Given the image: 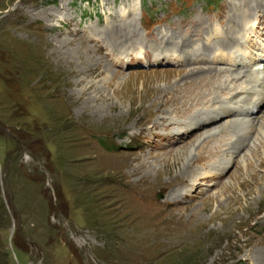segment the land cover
Returning <instances> with one entry per match:
<instances>
[{
  "label": "rangeland",
  "instance_id": "1",
  "mask_svg": "<svg viewBox=\"0 0 264 264\" xmlns=\"http://www.w3.org/2000/svg\"><path fill=\"white\" fill-rule=\"evenodd\" d=\"M233 33L264 50V0H0V264H257L264 122L232 160L240 115L171 133L214 100L246 105L244 78L187 74L235 69L209 44Z\"/></svg>",
  "mask_w": 264,
  "mask_h": 264
},
{
  "label": "bare ground",
  "instance_id": "2",
  "mask_svg": "<svg viewBox=\"0 0 264 264\" xmlns=\"http://www.w3.org/2000/svg\"><path fill=\"white\" fill-rule=\"evenodd\" d=\"M129 25L130 24L128 22L125 23L123 26V29L129 27ZM114 28H116V26L113 27V29ZM116 29L122 30L120 28V26H119V28H116ZM231 32H234V31H231ZM106 34H108V33H106ZM115 35H117V33L111 31V33H110L111 38H109V39H114ZM231 35L232 36L229 37V39H221V40H218L217 43L215 42V44H213V43L212 44L209 43V44L213 46L212 50L216 48L215 50L210 51L212 55H214L215 57L226 58V59L230 58V59L234 60L233 62H234L235 69L231 68V69H224V70L222 69L221 70L220 67L207 65V66H200V68L195 69L194 71H187V74H189V76H197V75L199 76L200 75V77L209 76L210 78H217L218 76L220 77L221 73L229 71V74L227 75V78H226L228 81H233L234 79L239 81V80L244 78V81L242 82V84H244L243 85L244 89L241 87L240 88L243 90L242 92L245 95L246 94L250 95V98L247 101L246 105H244L242 107H237V106L230 105L229 100H226V101H220L219 99L214 100L212 105H216L215 110L213 109V111L207 112L203 116L201 114H200V116L198 115V117L191 116L190 120L188 122H186L185 124H182V123L178 124L176 127L173 128V131H171V133L177 139H181V136H183V134L192 132L194 129H196V130L197 129H203L206 124H208L209 126L215 124L216 121H218V119L220 117H234L235 115H240V118H237L236 121H238L241 125L240 129L242 132L241 133L242 139L234 141L232 143V145H229V143L227 144L228 146H230V148L232 147V149L233 148L237 149V150L233 149L234 151L233 150L227 151L229 154L230 160L233 159L232 158L233 157L232 155H234L233 152L239 153L242 150V148H244L243 144L245 143V141L247 142V138L253 137L257 128L261 125L262 122H264V118H263L264 113H262V106L264 105V50L263 49L259 50L254 55H252V54H248V52L243 50V48H237V47L234 48L233 45H231L232 44L231 40L235 36V33H233ZM167 40H168L167 42L171 41L170 39H167ZM119 41L120 42L123 41L121 35H120ZM174 43L176 44L175 47H177L180 50H182V48H183L184 52H191L193 50L192 48L191 49L189 48L188 40H178L177 42H174ZM230 46H232V48H234V49L232 50V48H230ZM83 48L85 49V47H83ZM74 49L76 51L77 48H74ZM202 49H203V47L200 46V52H202L201 54L204 55V53H206V52L204 50L201 51ZM86 50H87V48H86ZM88 51L90 52L89 49H88ZM88 51H86V52H88ZM81 54H82L81 51L76 52V55L79 58L82 57ZM89 55L90 54H88V56ZM173 56H171V55L169 56V53H164V54H161L158 58L152 57L149 59H152V60L157 59L155 61V63H162L161 61H164L163 63H166V62H168L167 58L173 59L174 58ZM92 59H93V57H92ZM92 63H90L91 65H87V66L83 64L84 66H81V67H83L82 70H80V67H79L78 71L79 72L81 71L80 73H87L88 75H91L92 73H94V70L96 69L95 65L92 66ZM239 68H246V69L243 71H240L239 73H234L235 70H238ZM75 71L76 70L70 69V70H67V73H71V74H73V76H77L78 73H77V71L76 72ZM239 74H241V75L239 76ZM177 75L179 76V74H177ZM246 78H248V80H246ZM156 79H157V81H159L158 78H156ZM160 80H162V79L160 78ZM81 81H82V79H80V82ZM163 82L165 83V81H163ZM253 82L256 83L257 86H259L258 89H256V90L248 89L249 83H253ZM165 84H168V83H165ZM237 95H235L234 97L236 98ZM142 96H143L142 94L139 95L140 98H142ZM214 99H216V98H214ZM140 102H142V101H140ZM217 105H218V107H217ZM129 114H130V112H129ZM228 121H231V119L230 118L226 119L225 123H224L225 125L221 129L227 128L226 123ZM260 131L261 130L258 129V132H257L258 135L261 133ZM204 134L207 135L208 133L204 132ZM258 135L257 136L255 135V137L257 138ZM188 143H190V141ZM191 146H192V144L189 146H184V147L174 149V151H173V160H175V161L177 160L178 162L182 163L183 168H185L184 172H187V170L191 167V165H190V161L192 160V158H190L191 149H192ZM167 164H168V162H167ZM217 166L220 169V168L224 167L225 165H223L222 163H218ZM195 170H198V169H195ZM207 172H209V171H207ZM214 175H216V171H214L211 175H208V176H214ZM247 182H248V184L244 181L241 183V185L249 186L250 184H257L255 182V180H254V182H251V181H247ZM260 192H261V194H263L264 190L262 189V191H260ZM248 193H251V190ZM258 261L259 262H257V264H264V254L258 258Z\"/></svg>",
  "mask_w": 264,
  "mask_h": 264
}]
</instances>
